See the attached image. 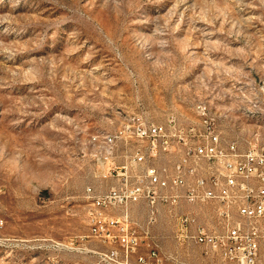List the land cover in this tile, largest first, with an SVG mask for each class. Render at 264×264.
Wrapping results in <instances>:
<instances>
[{"label": "rangeland", "instance_id": "rangeland-1", "mask_svg": "<svg viewBox=\"0 0 264 264\" xmlns=\"http://www.w3.org/2000/svg\"><path fill=\"white\" fill-rule=\"evenodd\" d=\"M172 121L212 126L240 151L264 142V0H0V264H110L98 252L112 247L125 259L119 242L91 235V196L118 182L105 176V135ZM217 208L179 211L221 232ZM148 216L130 203L128 231L143 236ZM175 222L160 206L129 260L155 239L162 264H201L211 253L176 243Z\"/></svg>", "mask_w": 264, "mask_h": 264}, {"label": "built area", "instance_id": "built-area-1", "mask_svg": "<svg viewBox=\"0 0 264 264\" xmlns=\"http://www.w3.org/2000/svg\"><path fill=\"white\" fill-rule=\"evenodd\" d=\"M198 108L202 122L209 124L214 118L208 106L201 104ZM111 135V155L104 156L105 176H117L118 182L91 196L95 207L89 211L91 235L119 242L126 257L122 259L121 251L112 247L98 252L103 259L110 264H162L166 257L155 239L149 251L135 262L129 260V252L144 243L158 219L160 206L165 205L176 220V243L200 245L206 255L211 253L201 264H264V228L258 223L264 218V142L240 151L235 142L224 146L212 126L204 133L196 127L186 132L173 121L128 123ZM129 139L145 143L122 154L121 145ZM120 156L124 161H118ZM161 158L166 162L158 164ZM90 190L89 186V197ZM140 201L149 206L143 236L127 229L128 206ZM210 202L218 206L224 229L221 232L212 231L194 213L179 211L185 204ZM110 209H121L123 217L109 215ZM234 210L238 219H233ZM169 257L173 264H189L173 254Z\"/></svg>", "mask_w": 264, "mask_h": 264}, {"label": "bare ground", "instance_id": "bare-ground-1", "mask_svg": "<svg viewBox=\"0 0 264 264\" xmlns=\"http://www.w3.org/2000/svg\"><path fill=\"white\" fill-rule=\"evenodd\" d=\"M105 137H106V145H107V150H108L107 151L108 154H106V155L110 156L111 155V144H112V135H111V132L108 133L107 135H105Z\"/></svg>", "mask_w": 264, "mask_h": 264}, {"label": "crops", "instance_id": "crops-1", "mask_svg": "<svg viewBox=\"0 0 264 264\" xmlns=\"http://www.w3.org/2000/svg\"><path fill=\"white\" fill-rule=\"evenodd\" d=\"M202 260L207 262V259L206 258H203Z\"/></svg>", "mask_w": 264, "mask_h": 264}]
</instances>
